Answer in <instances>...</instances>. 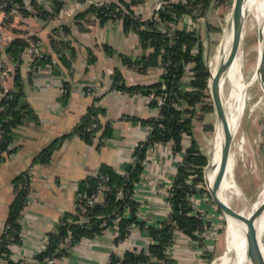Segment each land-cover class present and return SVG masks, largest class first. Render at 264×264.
<instances>
[{"label":"crops","instance_id":"obj_1","mask_svg":"<svg viewBox=\"0 0 264 264\" xmlns=\"http://www.w3.org/2000/svg\"><path fill=\"white\" fill-rule=\"evenodd\" d=\"M157 1L143 0L134 10L149 18ZM53 6L52 0H23L22 9L17 7L13 12L10 42L0 44L10 87L15 85V72L19 75L23 94L17 108L28 114L26 122L13 125L10 155L5 154L0 165V237L12 203L21 190L25 191L18 218L19 241L11 246L13 262L42 264L36 255L43 250L47 234L57 229L64 215L77 214L79 181L102 166L123 173L135 146L147 134L145 121L157 113L145 96L113 88L116 76L118 83L126 86L144 87L160 81V58H147L152 48L143 47L137 33L125 31L121 22L101 21L94 12L84 13L85 3L66 0L59 11ZM209 12L211 9L198 19L184 14L176 26L201 36L207 31ZM14 38L25 39L28 46L38 45L44 58L36 69L32 68L28 46L16 59L6 53ZM180 89H191L185 78ZM90 110L95 111L93 117L99 121L101 133L106 134V142L100 147L96 141L90 143L72 133ZM198 122L194 117L192 136L203 154L193 131ZM189 143L190 137L184 135L183 149ZM48 147L49 154L40 158ZM180 159L181 154L174 153L169 143L147 149L136 183L138 224L131 226L129 237L115 245L114 226L93 237L85 236L57 264H107L113 252L120 256L126 249L138 253L155 244L150 242L149 230L160 228L170 211L166 189ZM198 196L196 193L195 198ZM204 207L200 202V209ZM124 215L129 216L125 211ZM196 236L175 235L165 250L171 264H210L205 255L212 252L210 233Z\"/></svg>","mask_w":264,"mask_h":264},{"label":"trees","instance_id":"obj_2","mask_svg":"<svg viewBox=\"0 0 264 264\" xmlns=\"http://www.w3.org/2000/svg\"><path fill=\"white\" fill-rule=\"evenodd\" d=\"M15 1L17 7L23 5V0ZM52 1L55 11H59L62 6L61 0ZM142 1L116 0L115 2L109 1L102 3L100 6L91 4L85 9L84 13L94 12L101 21L114 20L116 17H120L125 31H135L141 45L152 48L153 51L147 58L156 61L159 57L161 64L168 62L166 71L160 76V81H164L169 88L173 89L179 103L183 102L185 106L182 110H175L167 105L163 106L161 108L162 117L160 119L150 118L145 121V124H151L153 128L148 139L135 146L133 150L135 161L128 163L123 173H117L107 166H102L99 169V174L108 177L106 182L108 189L105 192L104 201L97 203L94 207L84 212L76 208L77 214L64 215L58 223L57 229L47 234V249L36 255V258L40 261L48 256L58 255L61 249L60 244L69 234L74 241H79L85 236L93 237L101 234L107 227H112L117 216L119 217L117 221L119 229L114 243L117 244L121 239L125 238L129 233V227L138 224L137 208L139 203L130 200L128 196L132 194L134 186L141 177L143 171L142 161L145 159V152L155 141L166 142L172 140L173 152L180 153L183 149V136L190 137L189 146L184 149L183 159L177 164V171L173 177L170 195L167 197L170 204V213L161 222L160 228H152L149 230L150 236L158 239L157 243L149 244L148 246L150 254L157 259L156 262H151L150 264L172 263L165 250L167 245L173 241L172 232L175 228L181 230L189 238L194 239L197 238L196 233H200L206 226L204 219L200 215L188 214L192 207L190 200L187 198L188 195L199 191L203 192V189L196 188L194 185H202L204 183V167L207 163L205 155L198 149V145L192 136L193 118L200 119L201 116H198L199 111H202V113L208 111L206 110L208 104L205 101L209 91L208 80L210 74L205 63L203 49L201 44H198V37L192 30H176L175 38L170 42L168 37L156 29L153 21L150 19L137 20L134 7L141 4ZM228 2L229 0H178L166 7L160 13V16L166 23L175 24L178 18L184 14L191 16L192 19L203 18L214 5L217 6ZM27 46L28 43L25 39L14 38L6 53L16 59ZM194 47H197V52H192ZM186 72H189L193 79L189 81L191 89L184 91L180 89V86L183 76L187 74ZM118 78L116 76L113 88L127 92L140 91L144 95L150 89L158 92L160 88V81L144 87L126 86L122 83L119 84ZM14 84L11 92L12 99L3 98L1 101L2 105L8 104L9 108L0 111V118L10 115V119L3 126L0 150L6 149L9 142H11V129L13 125L22 122V111L17 108V105L23 93L17 72H15ZM150 103L154 106V102ZM94 112L90 110L74 127V132H79L86 126L94 118ZM23 113L28 118L27 111H23ZM160 125L162 126L160 127ZM81 137L91 143L88 134H81ZM49 150L50 147L46 148L41 153L40 158L48 155ZM188 172L194 173L192 185L186 183V175ZM97 184L98 179L96 177L88 176L79 181L78 190H92ZM119 190L123 191L121 198L117 197ZM24 194L25 191L21 190L16 200L12 203L7 221V225L9 226L8 235L2 234L0 237V255L2 253L6 254L8 264L21 263L20 261L13 262L11 260L9 245L10 243L19 241L18 232L20 225L18 218L24 204ZM125 208H128L129 216L124 215ZM79 216H84L82 223L76 222ZM207 225H210V223L208 222ZM8 236H12L13 239H8ZM205 255L210 261V254L205 253ZM118 259L119 257L115 253H112L110 256V264H115ZM141 260H143L142 252L126 251L122 256V264H140Z\"/></svg>","mask_w":264,"mask_h":264},{"label":"rangeland","instance_id":"obj_3","mask_svg":"<svg viewBox=\"0 0 264 264\" xmlns=\"http://www.w3.org/2000/svg\"><path fill=\"white\" fill-rule=\"evenodd\" d=\"M232 3L233 0H229L226 4L214 5L209 12L207 31L198 36L210 74L208 86L212 81L210 68L213 65V57L223 44L221 41L230 18ZM242 32L243 36L239 44V56L244 64L242 73L245 83L251 82L253 78L254 80L247 86L241 118L233 131L231 177L238 187L239 194L224 190L223 196L235 211L248 214L264 186V81L257 70L260 44L258 23L254 15L246 14ZM225 81L222 84V96L223 93L227 96L230 90V86ZM207 94L205 102L208 104L206 108L208 111L203 113L199 111L198 116H201V120L197 117L200 122L196 123L193 129L207 160L204 167V183L199 185V189H203V192L199 191L197 194L199 204L203 202L205 206L202 212L210 218L208 222L213 227L209 237L212 241L209 263L228 264L231 260L228 259L227 262L231 254L229 253L231 243L229 244L227 239L228 218L226 219L212 200L205 177L219 131V123L212 107L210 87ZM231 104L232 107L236 105L234 102Z\"/></svg>","mask_w":264,"mask_h":264},{"label":"built area","instance_id":"obj_4","mask_svg":"<svg viewBox=\"0 0 264 264\" xmlns=\"http://www.w3.org/2000/svg\"><path fill=\"white\" fill-rule=\"evenodd\" d=\"M61 1L64 2L66 0H61ZM72 1L85 3V4H87V7L90 6L91 4H94L95 6H100L102 3L109 2L108 0H100V1L72 0ZM177 1L178 0H158L156 2L155 6H154V10H153V13H152L151 17L146 18V19H150L151 21H153L155 23V25H156L155 26L156 29L158 31H160L161 33H163L166 37H168L170 42L175 38V31L179 30V29L177 28L176 23L175 24L174 23H166L165 21H163L161 16H160V13L166 7L170 6L171 3H175ZM16 7H17V5H16V1L15 0H0V44H7L11 40V35L9 33V28H10L11 20L13 18V12L16 9ZM135 13H136L137 20L141 21V20L145 19L140 14H138L137 12H135ZM109 21L121 22V18L120 17H116L114 20H109ZM27 52H28V54L30 55V57L32 59V63H33L32 64V68L36 69L37 66H38V62L44 58V54L39 50L38 45L35 44V43H32V44H30L27 47ZM192 52H197V47H194L192 49ZM161 65H162L163 72H165L166 71V67L168 65V62H165L164 64H161ZM186 73L187 74L185 76H183V78H185L187 81L192 80L193 78L190 75V73L189 72H186ZM8 78H9L8 77V67L6 66V64H5L4 60L2 59V57H0V111L7 110V108H9L8 104L7 105L6 104H3V105L1 104V101L3 100V98L12 99V94H11L12 87H10L9 84L7 83ZM130 93L143 95L140 91L130 92ZM143 96H145L150 102H154V107L157 110L156 115L153 117L155 119H160L162 117L161 108L163 106L167 105V106L172 107L175 110H182V108L184 107V105L182 103H179V101L177 100V98L175 96V93H174V90L169 88L164 83V81H160V88H159L158 92H155L154 90L150 89L148 91V93L144 94ZM9 119H10V115H6L5 117L0 118V140H1L2 132H3V126L8 122ZM26 120H27L26 114L22 112L21 121L22 122H26ZM161 126L162 125H160V127ZM152 128H153V126L151 124L147 125V134H146L145 138L141 142H145L148 139ZM72 133H74L75 135H78L80 137H81V134H88L89 138L91 139V142L96 141L98 147L104 145V143L106 142V136L101 133L100 123L95 118H93L90 122H88V124L86 126H84L79 132H77V131L74 132V129H73ZM141 142H139V143H141ZM167 143H169L171 145V148H172V151H173V141L172 140H169V141H166V142L155 141L150 147H148V149L156 148L158 146H161V145H164V144H167ZM140 146H142V145H140ZM8 152H9L8 146H7L6 149L0 150V165L3 162L4 155L8 154ZM180 154H181V159H180L179 162H181L182 159H183L184 149H182ZM8 155H10V152H9ZM134 161H135V156L132 153L131 160H130L129 163H133ZM144 164H145V159L142 161L143 169H144ZM88 176L96 177L98 179V184L92 190H81V191L78 190L77 191L75 206H76V208L81 209L82 212H84L85 210H87L89 208L94 207L97 203L103 202L104 201L105 192L108 189V187L106 185L108 177L106 175L99 174L98 172H96V173L90 174ZM88 176H86V177H88ZM193 178H194V173L188 172V174L186 175V183L188 185H192ZM172 182H173V179H172L171 184L169 185V187L166 189L167 197L170 195ZM194 186L196 188H199V185H194ZM195 194L196 193L187 196V198L190 200L191 207H192V209L188 212V214L189 215H200L201 216V214H203V212L200 209V204L198 202L199 200L197 198H195ZM101 196H103V199L99 200V198ZM122 196H123V191L119 190L117 192V197L121 198ZM128 198L130 200H134V201H137V202L139 201V198L137 196V191H136V185L134 186L132 194H130L128 196ZM124 211H125V213L129 214L128 208H125ZM169 213H170V211H169ZM202 218L204 219V224H206V226H205L204 230H202L200 233H197V235H203V234L205 235L206 231H208V233H210L211 230L213 229V227L211 225H207L208 221L210 220L208 218V216L204 215ZM83 221H84V216H79L78 219L76 220V222H78V223H82ZM113 226L117 230V234H118V229H119L118 222L117 221L114 222ZM131 226L129 227V233L125 236V238L121 239L118 243L124 242L129 237L130 232H131L130 231L131 230ZM108 228H110V227H107L106 229H108ZM8 230H9V226L6 224L4 226L2 234L3 235L4 234L8 235ZM179 232H182V231L177 229V228H175L173 230V232H172V240L175 238V235L177 233H179ZM18 235H19V232H18ZM8 239H13V237L12 236H8ZM76 242H78V241H74V239L69 234L63 240V242L60 244L61 249L59 250L58 255H53V256L46 257L44 260H42L43 261L42 264H57L58 262L63 260V258L71 250L72 246ZM150 242L151 243H157L158 239L150 238ZM13 244H15V243H10V245H9L10 250H11V246ZM169 245H171V243ZM169 245H167V247ZM47 246H48V240L45 241V244H44V247H43L42 251L46 250ZM126 251L136 252L134 250L126 249L124 251V253ZM139 252H142V254H143V260H141L140 264H150L151 262H156L157 261V259L155 257H153L150 254V252L148 251V247L138 251V253ZM113 253H115V252H113ZM124 253H123V255H124ZM123 255H121V256L117 255L119 257V259L115 262V264H122V256ZM0 264H8L7 260H6V254L5 253H2L0 255ZM20 264H34V261H30V262L29 261H22ZM107 264H110V259L107 262Z\"/></svg>","mask_w":264,"mask_h":264},{"label":"bare ground","instance_id":"obj_5","mask_svg":"<svg viewBox=\"0 0 264 264\" xmlns=\"http://www.w3.org/2000/svg\"><path fill=\"white\" fill-rule=\"evenodd\" d=\"M246 14L254 15L256 21L258 23L259 28V61H258V73L260 74L262 80L264 81V0H244L243 3V25L245 23ZM242 25V29H243ZM243 32L241 31L242 38ZM231 31H226L223 44L220 45L219 49L216 51V54L213 57V65L211 66V76L212 80L217 76V65L218 63L225 62L228 63L232 56V47H231ZM242 48V47H241ZM240 55V49L238 48L237 53L228 66L226 72L220 79V87H219V104L223 110V113L226 117L227 124L229 125V129L233 135L234 128L237 126L238 122L241 118V113L243 111L244 106V99H245V92L247 86L251 82L245 83V78L242 73V64ZM226 80V84L230 86V90L227 96L223 93L222 96V84L223 81ZM223 99V100H222ZM235 103L236 105L232 107L231 103ZM224 103V104H223ZM225 106V107H224ZM232 107V108H231ZM229 117V118H228ZM234 136V135H233ZM225 139V129L223 124L219 122V131L216 137L215 148L205 172L206 182L208 188L211 189L212 182L214 179L215 174L217 173L220 154L224 144ZM231 153L229 156V161L225 170V174L223 176L221 186L218 192L219 197H221L225 202L227 200L223 196L224 190L234 191L235 194H239V190L235 182L231 177ZM262 202H264V186L260 191L258 198L252 208L249 210L248 214H244L239 212L243 217L247 218L251 212L257 208ZM255 229L257 232L259 245L261 248V252L264 257V208L258 214L254 221ZM227 239L228 243H231L230 256L227 258L230 260L228 264H255L248 255V243H247V236H246V225L244 222H239L231 217L228 216V226H227Z\"/></svg>","mask_w":264,"mask_h":264},{"label":"water","instance_id":"obj_6","mask_svg":"<svg viewBox=\"0 0 264 264\" xmlns=\"http://www.w3.org/2000/svg\"><path fill=\"white\" fill-rule=\"evenodd\" d=\"M243 3L244 0H233L232 9L230 18L226 25L225 31H231V47H232V56L228 63L219 62L217 65V76L210 82V95L212 99V107L216 114V118L218 123L223 124L225 129V139L224 144L220 154L219 166L217 173L214 176L212 187L209 189L210 195L214 203L217 205L218 209L225 215L226 219L229 217L239 221L244 222L246 225V236L248 243V255L250 259L255 264H264V257L261 252V248L259 245V240L257 236V232L255 229L254 221L261 210L264 208V202H262L257 208H255L251 214L245 218L239 212L235 211L231 208L227 202H225L221 197H219L218 192L221 186V182L223 176L225 174V170L229 161L230 153H232V145H233V135L231 130L229 129V125L227 124L226 117L223 113V110L219 104V87H220V79L223 74L226 72L228 66L234 59L237 50L240 44V37L243 25ZM224 31V34H225ZM223 34V38H224ZM222 38V41H223ZM221 41V43H222Z\"/></svg>","mask_w":264,"mask_h":264}]
</instances>
